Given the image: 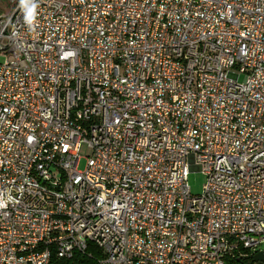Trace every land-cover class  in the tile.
<instances>
[{
  "label": "built area",
  "instance_id": "1",
  "mask_svg": "<svg viewBox=\"0 0 264 264\" xmlns=\"http://www.w3.org/2000/svg\"><path fill=\"white\" fill-rule=\"evenodd\" d=\"M0 204V264L264 262V0H0Z\"/></svg>",
  "mask_w": 264,
  "mask_h": 264
},
{
  "label": "rangeland",
  "instance_id": "2",
  "mask_svg": "<svg viewBox=\"0 0 264 264\" xmlns=\"http://www.w3.org/2000/svg\"><path fill=\"white\" fill-rule=\"evenodd\" d=\"M85 167V159L82 158L78 165V170H83ZM205 175L199 170H193L188 174V185L192 194L201 193L205 184ZM256 264H264V262H257Z\"/></svg>",
  "mask_w": 264,
  "mask_h": 264
},
{
  "label": "trees",
  "instance_id": "3",
  "mask_svg": "<svg viewBox=\"0 0 264 264\" xmlns=\"http://www.w3.org/2000/svg\"><path fill=\"white\" fill-rule=\"evenodd\" d=\"M93 253L92 258L86 255H75L71 260L61 261L59 264H98L97 261L102 257V253L95 247L90 248Z\"/></svg>",
  "mask_w": 264,
  "mask_h": 264
},
{
  "label": "clouds",
  "instance_id": "4",
  "mask_svg": "<svg viewBox=\"0 0 264 264\" xmlns=\"http://www.w3.org/2000/svg\"><path fill=\"white\" fill-rule=\"evenodd\" d=\"M27 0H21V4H26ZM35 8L36 5L33 3L32 6L28 9V17L30 18L28 20L29 24H31V18H34V13H35ZM3 205L0 204V207H2Z\"/></svg>",
  "mask_w": 264,
  "mask_h": 264
},
{
  "label": "water",
  "instance_id": "5",
  "mask_svg": "<svg viewBox=\"0 0 264 264\" xmlns=\"http://www.w3.org/2000/svg\"><path fill=\"white\" fill-rule=\"evenodd\" d=\"M254 261H264V253H258L253 257Z\"/></svg>",
  "mask_w": 264,
  "mask_h": 264
}]
</instances>
